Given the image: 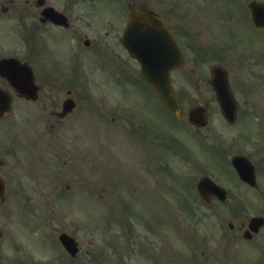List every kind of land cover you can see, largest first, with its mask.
<instances>
[{
    "label": "flooded vegetation",
    "instance_id": "af4514ba",
    "mask_svg": "<svg viewBox=\"0 0 264 264\" xmlns=\"http://www.w3.org/2000/svg\"><path fill=\"white\" fill-rule=\"evenodd\" d=\"M216 5L221 11L216 12L213 28L209 27L213 37L200 30L208 29L207 25L180 17V7ZM242 10L241 0H0V88L12 102L11 114L0 117V176L16 184L25 179L39 182L54 174L55 184L64 175L58 184L65 183L71 192L67 178L81 172L76 162L81 153L69 144L78 141L72 138L70 123L82 117L78 110L87 100L82 89L90 82L84 78L95 71L122 73L118 83L144 85L135 76L140 74L141 65L132 55L154 53L158 44L153 39L156 27L152 23L156 25L159 19L171 32V47L175 40L184 57L183 65L172 71L173 83L174 73H178L177 83L186 73L197 77V87L207 84L211 88L213 72L224 69L238 103L239 132L264 134V107L259 105L258 97L264 94L259 90L264 84V69L259 70L254 36L258 29L252 28L249 19L244 24ZM146 11L153 14V19L140 15ZM249 31L253 36L242 37ZM203 67L205 75L199 74ZM26 74L30 79L28 93L35 99L21 95L27 91L24 81L23 88H15L19 86L18 78ZM0 97V103L7 102ZM203 104L211 116L212 103ZM91 138L96 143V137L91 134ZM23 150L31 157L30 170L23 160ZM247 156L254 165L256 183L251 188L242 184L255 197L252 211L242 208L238 199L247 193H236L237 189L229 184L227 198L221 203L224 207L211 210L219 213H212L219 221L198 234L184 232L193 248L191 253L188 249L184 253L175 246L174 264H264V225L251 224L253 219H264V144ZM58 162L63 169L68 165L70 171L61 168V172ZM90 164L93 169L96 161ZM18 170L23 172L17 174ZM55 191L53 185L49 195L18 191L7 194V198L12 196L15 208L0 210V264H44L29 255L32 229L26 224L21 225L23 229L19 226L28 223L39 210L17 206L18 200L57 198L60 194ZM216 201L212 199V203ZM44 211L48 217L58 216V210Z\"/></svg>",
    "mask_w": 264,
    "mask_h": 264
},
{
    "label": "rangeland",
    "instance_id": "374dc122",
    "mask_svg": "<svg viewBox=\"0 0 264 264\" xmlns=\"http://www.w3.org/2000/svg\"><path fill=\"white\" fill-rule=\"evenodd\" d=\"M209 17L211 20L210 13ZM245 17L249 19L247 14ZM203 31L207 36L213 37V29L208 27L203 28ZM263 35L264 33L260 34V41ZM250 36H253V32L242 37ZM256 53L258 61H261L259 70H262L264 43H259ZM121 74L95 71L87 73L88 78H84L87 82L90 81L87 84L89 87L82 89L88 102L83 101L81 105L87 111L81 120L75 118L70 123L74 129L72 138H77L78 141L69 142L70 146L75 145L80 150L81 159L76 162L81 172L77 176L71 174V198L64 197V200L55 201L52 197L49 198L56 207L52 206L58 209V216L55 217L56 222H49L50 219L40 216L43 218L42 226L49 230H56L60 226L74 235L84 247L80 264H111L112 256L119 258L117 264H156L154 258H160L162 264H174V243L184 253L187 249L191 253L193 248L189 236L174 229L176 220L179 221L176 223L178 229L184 230L182 224L185 222V229L193 234L208 230L215 221H219L217 216L212 215L219 214L211 212L214 206L202 204L191 194L195 193L197 180L202 174L208 172L221 180L220 175L213 172V167L215 172L225 176L232 187L242 190V184L235 179L226 163L219 162V156L226 153L229 162L238 153L237 145L245 144V140H241L238 127L229 126L217 108L209 128L197 132L190 127L187 114L191 106L208 100L212 102V108H215L210 87L207 84L197 87L194 83L196 76L184 73V79L176 83L177 92L185 98L183 103L186 111L185 116L177 121L164 109L155 106L146 97L143 88L122 87L118 83ZM199 74H206L204 67ZM262 85L264 84L259 85L260 91H264ZM258 97L259 105L263 104L261 107H264V94H258ZM132 108L141 119H146L149 129H162L161 134L156 135V140L153 141L148 134L147 138L146 135L141 137L142 141H138L140 136L133 125H139V121L136 115H132ZM89 117L96 121L93 126ZM91 134L96 137V143ZM259 145L257 143L244 148L247 152H252ZM206 146H220L219 149L215 148L218 150L217 158L214 157L216 154L213 156L208 148H204ZM222 151L226 152L221 153ZM23 154L26 159V150H23ZM91 160L96 161L93 169ZM58 164L56 166L61 171L62 167L59 162ZM27 166L30 170L31 164L27 163ZM63 167L70 171L68 165ZM21 172L23 171L18 170L17 174ZM54 177L52 174L39 182L25 179L24 182H17L11 190L13 188L16 192L19 186H23L26 188L22 191L24 193L49 195L55 185V192H62L65 183H58L65 179L64 175L55 184ZM44 181L46 184H42ZM246 195L248 197L240 195V201L247 205L246 209L252 211L251 205L254 208L255 197L252 192ZM28 201L37 206L50 204L36 199ZM21 202L27 203L25 200ZM12 203L10 199L7 208L11 209ZM193 210L194 216H187V212L191 215ZM255 213L254 209L251 214ZM50 232L54 234L53 231ZM176 233L185 239H174ZM41 240L43 242L38 238L32 239L36 252L44 254L51 248L52 259L58 256L49 235L45 234ZM114 251L118 254H114ZM119 252L123 254V260ZM93 257L96 258L90 260Z\"/></svg>",
    "mask_w": 264,
    "mask_h": 264
},
{
    "label": "water",
    "instance_id": "95a60500",
    "mask_svg": "<svg viewBox=\"0 0 264 264\" xmlns=\"http://www.w3.org/2000/svg\"><path fill=\"white\" fill-rule=\"evenodd\" d=\"M251 8L253 10L256 23H260V22L264 23V4L253 3L251 5ZM143 76L147 81L151 83L155 92L159 95L160 99L162 100L166 108L170 112L174 113V115H176L177 117H181V105L174 94L169 77V72L145 70L143 72ZM214 84L216 86V91L218 93L220 102L222 106H224L225 108L226 115L228 116L229 120L233 121V117H230V114L232 112L234 105L231 96L228 93L227 86H225L224 84V79H220L217 77V80L214 82ZM203 118H204L203 111L196 110L191 114L190 120L193 124L197 126H204L206 121L203 120ZM209 183H211L209 182V179L204 180L201 183V186H199L200 189L202 186L208 188L210 186ZM4 189H5V184L4 182L0 181V196L3 195ZM68 249L71 251V248Z\"/></svg>",
    "mask_w": 264,
    "mask_h": 264
}]
</instances>
